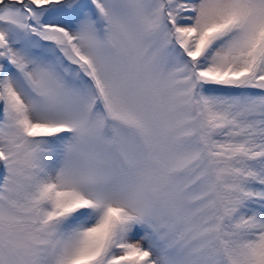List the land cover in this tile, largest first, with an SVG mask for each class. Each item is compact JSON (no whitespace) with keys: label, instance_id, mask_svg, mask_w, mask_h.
Here are the masks:
<instances>
[{"label":"snow or ice","instance_id":"snow-or-ice-1","mask_svg":"<svg viewBox=\"0 0 264 264\" xmlns=\"http://www.w3.org/2000/svg\"><path fill=\"white\" fill-rule=\"evenodd\" d=\"M0 264H264V0H0Z\"/></svg>","mask_w":264,"mask_h":264}]
</instances>
